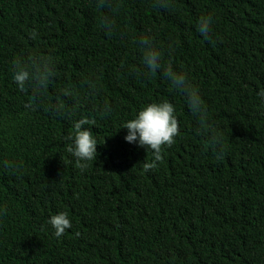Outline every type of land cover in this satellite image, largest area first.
I'll return each mask as SVG.
<instances>
[{
  "label": "trees",
  "instance_id": "obj_1",
  "mask_svg": "<svg viewBox=\"0 0 264 264\" xmlns=\"http://www.w3.org/2000/svg\"><path fill=\"white\" fill-rule=\"evenodd\" d=\"M0 264H264V0H0Z\"/></svg>",
  "mask_w": 264,
  "mask_h": 264
},
{
  "label": "bare ground",
  "instance_id": "obj_2",
  "mask_svg": "<svg viewBox=\"0 0 264 264\" xmlns=\"http://www.w3.org/2000/svg\"><path fill=\"white\" fill-rule=\"evenodd\" d=\"M109 3H110V1H109ZM167 9V8H166ZM166 13V12H165ZM122 23V22H121ZM93 25V24H92ZM98 25V24H97ZM121 25V24H120ZM91 26V25H90ZM88 29H89V27H88ZM97 29V28H96ZM99 29H101L100 27H99ZM103 29V28H102ZM86 31V30H85ZM88 31V30H87ZM101 31V30H100ZM83 32H84V30H83ZM82 32V33H83ZM94 32H95V30H94ZM96 32H97V30H96ZM102 32V31H101ZM120 32V31H119ZM87 33V32H86ZM98 33V32H97ZM88 34H90L89 32H88ZM94 34V33H93ZM105 34V33H104ZM100 35V34H99ZM121 35H123V34H121ZM92 36V35H91ZM104 36V35H103ZM86 37H87V35H86ZM102 38V37H101ZM105 38V37H104ZM122 38V37H121ZM87 39V38H86ZM93 39H94V36H93ZM119 39V38H118ZM89 40V39H88ZM107 39H105V41H106ZM108 40H109V37H108ZM111 40V39H110ZM92 41V40H91ZM119 41V40H118ZM87 42H90V40L89 41H87ZM112 43V42H111ZM118 43V42H117ZM122 44H123V42H121ZM87 45V44H86ZM107 45V44H106ZM105 45V46H106ZM110 45V44H109ZM88 47H90L89 45H87ZM99 46H100V43H99ZM102 46V45H101ZM100 46V47H101ZM121 46V45H120ZM123 46V45H122ZM121 46V47H122ZM97 47V46H96ZM121 47H120V49H121ZM113 48V47H112ZM91 49V48H90ZM101 49V48H100ZM108 49H110V48H108ZM120 49H119V51H120ZM103 50V49H102ZM110 50H112V49H110ZM109 51V50H108ZM116 51V50H115ZM118 51V52H119ZM85 52V51H84ZM94 52H95V50H94ZM89 53H90V51H89ZM93 53V52H92ZM106 53V52H105ZM108 53V52H107ZM107 53H106V55H107ZM115 53V52H114ZM117 53V52H116ZM85 54V53H84ZM99 54V53H98ZM99 56V55H98ZM104 57V56H103ZM107 57V56H106ZM105 58V57H104ZM90 62V61H89ZM97 62V61H96ZM110 63V62H109ZM91 64V63H90ZM102 64V63H101ZM100 64V65H101ZM100 67V66H99ZM91 68V67H90ZM97 69H98V67H97ZM117 70H118V68H117ZM95 107H96V105H95ZM93 108V107H92ZM102 115V114H101ZM90 125V124H89ZM95 125V124H94ZM79 130V129H78ZM83 132V131H82ZM76 133H77V131H76ZM89 134V133H88ZM94 134V133H93ZM87 138V137H86ZM135 206V205H134ZM138 206V205H137ZM140 208V207H139ZM136 209V208H135ZM134 211V210H133ZM139 211V210H138ZM136 212H137V210H136ZM134 214H136V213H134Z\"/></svg>",
  "mask_w": 264,
  "mask_h": 264
}]
</instances>
